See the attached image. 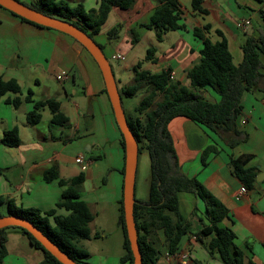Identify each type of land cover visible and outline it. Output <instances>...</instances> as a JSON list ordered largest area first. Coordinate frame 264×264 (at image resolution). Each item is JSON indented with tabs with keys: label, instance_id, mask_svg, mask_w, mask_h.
Listing matches in <instances>:
<instances>
[{
	"label": "crops",
	"instance_id": "1",
	"mask_svg": "<svg viewBox=\"0 0 264 264\" xmlns=\"http://www.w3.org/2000/svg\"><path fill=\"white\" fill-rule=\"evenodd\" d=\"M18 1L29 5L37 0ZM63 1L70 7L81 5L87 12L97 9L99 0ZM176 1L182 11L185 29L165 33L161 42H157L154 33L144 27L158 0H135L125 10L112 8L93 40L103 51L104 47L98 39L104 34L109 35L112 30L115 31L113 37H117L115 27L121 28L124 39L131 43L138 41L136 30L145 36L150 31L154 39V63L143 58L142 62H137L140 63L139 70L159 73L170 69L172 81L189 87L186 73L200 61V40L193 36L194 28L209 26L210 30L205 36L212 42L218 40L215 30L222 32L234 65L242 60L241 45L246 38L258 37L264 33V25L260 20L256 31L246 34L251 25V17L257 14L259 16L261 10L264 12V0H202V8L207 14L193 11L191 0ZM241 21L249 22L246 29L237 26ZM107 24L110 26L108 31L105 30ZM240 32L245 34L243 40L239 39ZM112 56L113 53L110 57ZM262 75V91L244 92L241 95L236 126L245 135V140L235 147L229 148L217 135L185 117H175L167 124L181 173L200 182L227 209V216L218 226L233 233V243L243 253V264H264V74ZM0 77L5 81L14 80L21 91L19 95L8 93L0 99V138L4 131L16 127L20 140L15 148L0 146V197L11 199L16 206L22 208L41 211L55 209V214L67 215L63 209L56 208L61 187L57 181L45 182L44 171L55 165L60 179H71L83 173L84 181L80 186L79 197L93 215L89 224L90 234L101 214H107L112 230L114 231L115 223V227L120 230L123 249V236L118 225V202L122 196L124 150L120 146L119 130L108 97L103 93V78L92 57L72 37L54 29L26 24L7 10L0 9ZM125 85L128 84L116 83L118 89ZM28 91L31 92L33 101H57L60 111L68 119L67 126L51 124V114L47 108L40 111V121L37 124L28 125L26 114L33 106L24 100ZM16 96L21 99V103L15 109L6 100ZM203 97L210 102L217 100V96L210 90L204 91ZM132 110L129 116H133ZM209 143L216 144L218 153L211 155L203 166L200 162L201 152ZM84 147L87 148L85 151L88 156L82 152ZM139 154L135 170L134 199L135 202H144L149 191V159L142 149L141 154L146 156L142 158L139 174ZM79 155L85 160V170L75 162ZM243 155L252 156L246 167L258 170L256 177L259 175V181L255 178L253 187L237 196L242 185L230 172L228 160L230 157ZM101 165L103 170L94 175L92 166L99 170ZM177 201L181 217L190 222L191 231L181 237L177 252L186 254V258L182 260L167 256L163 236L161 232H157L155 243L160 254L156 264H223L216 254H210L205 247L210 236L198 237L201 227L209 222L201 209L193 211L197 205L194 195L177 193ZM3 206L6 208V205ZM105 227L100 223L97 228L105 232ZM5 237L6 255L2 264H39L42 261L43 254L34 249L19 230L7 229ZM81 242L79 245L84 249ZM99 253L101 256L95 264H124L120 262L124 250L117 257ZM86 263L93 264L90 263V255Z\"/></svg>",
	"mask_w": 264,
	"mask_h": 264
},
{
	"label": "trees",
	"instance_id": "2",
	"mask_svg": "<svg viewBox=\"0 0 264 264\" xmlns=\"http://www.w3.org/2000/svg\"><path fill=\"white\" fill-rule=\"evenodd\" d=\"M134 2L135 0H99L97 9L87 12L81 5L70 7L63 0H37L27 6L44 15L69 22L93 38L99 33L112 8L125 10ZM191 8L198 13L207 14V11L202 8V0H191ZM0 9L4 8L0 6ZM8 12L26 24L46 28ZM259 18L264 25L262 10L259 12ZM144 27L154 33L157 42H161L163 35L167 32L184 30L182 11L178 2L158 0L149 22ZM209 30L210 27L207 25L192 30L193 36L200 40V61L186 73L189 87L169 79L170 69L151 73L147 70H139L140 63H137L132 67V82L118 89L121 103L122 97H133L142 89L145 90L132 110L133 116L124 113L127 124L137 141L138 154L143 149L149 159L148 198L144 202H135L133 205V219L142 264H156L158 260L160 250L155 243L157 232H161L163 236L167 254L174 255L178 252L181 237L191 231L190 222L184 220L178 211L177 193L193 194L197 200L193 211L201 209L208 220L209 224L202 226L198 233L199 238L210 236L205 243L208 252L216 254L223 264H243V253L233 243V233L227 228L218 226V223L227 216V209L200 182L181 173L171 137L167 131V124L171 119L185 117L217 135L229 148L245 140L243 132L237 130L236 119L240 112L241 95L244 92L262 91L260 86L263 83V75L260 56L264 57V33L258 37L246 38L241 45L242 60L238 65H234L227 40L222 32L215 30L218 40L212 42L205 36ZM154 52L153 47L148 48L144 60L154 63ZM206 90H210L217 96V100L214 102L206 100L203 97V92ZM20 92V87L14 80L5 81L0 77V99L5 94L19 95ZM103 93L106 95L105 89ZM159 96L161 100L156 101ZM24 100L33 104L32 110L26 114L28 125L37 124L40 121V111L47 108L51 114V124L67 126L68 119L60 111L57 101L53 99L33 101L30 91L27 92ZM6 103L16 109L21 99L16 96L11 100L7 99ZM119 136L120 146L124 149L120 132ZM19 143L16 127L4 131L0 138V146L6 148H15ZM217 153L216 144L209 143L201 152V164L206 165L208 158ZM251 158L250 155H243L236 158L230 157L228 160L230 172L246 189L253 187L258 172L254 167H246ZM121 173L123 174V169ZM43 179L45 182L57 181L62 190L56 208L63 209L67 215H57L55 209L41 211L36 208H22L16 206L13 200L3 197H0V206L6 205L8 214L32 222L43 235L76 263L87 264L89 254L80 247L79 242L90 238L89 224L93 220V215L87 204L79 197L80 186L84 181L83 173L71 179H60L57 167L53 165L44 171ZM118 204V225L123 236L124 250L120 262L133 264L124 225L122 196ZM10 228L19 230L26 236L31 246L43 254L39 264H61L28 232L19 227L0 229V264L3 263L6 255L5 231Z\"/></svg>",
	"mask_w": 264,
	"mask_h": 264
},
{
	"label": "water",
	"instance_id": "3",
	"mask_svg": "<svg viewBox=\"0 0 264 264\" xmlns=\"http://www.w3.org/2000/svg\"><path fill=\"white\" fill-rule=\"evenodd\" d=\"M0 6L30 22L46 28L57 30L72 37L89 53V55L98 66L103 78L104 88L112 109L115 123L124 143L122 208L126 236L133 257V264H142L141 253L137 241V231L133 219V205L135 204L134 183L138 156V144L127 124L126 116L121 104V97L116 86L114 75L112 73L110 64L103 54L102 49L96 44L93 38L89 37L86 33L82 32L71 23L62 21L55 17L44 15L19 2L18 0H0ZM256 181H259V175L256 177ZM7 227H19L24 229L61 264H78L70 257H68L65 253H63L29 220L11 214L1 216L0 229Z\"/></svg>",
	"mask_w": 264,
	"mask_h": 264
},
{
	"label": "rangeland",
	"instance_id": "4",
	"mask_svg": "<svg viewBox=\"0 0 264 264\" xmlns=\"http://www.w3.org/2000/svg\"><path fill=\"white\" fill-rule=\"evenodd\" d=\"M260 24V18L257 15H254L251 17V25L248 27V30L246 34H253L254 31H256V28ZM110 29V26L107 24L105 27V30L108 31ZM116 29L117 37H113L114 34L112 30L110 35H105L103 37H99L98 41L99 43H102L104 50L103 54L106 57L108 63L111 66L112 73L114 75V79L116 80L117 85L121 84H130L133 77V70L132 67L137 62H142V59L146 55V50L150 47H153L152 44L154 42L153 39V33L150 31H147L148 35L145 36V34L142 35V33L139 30L138 31V41L137 43H131L128 39H124V31H121V28L115 27ZM143 32V31H142ZM245 38V34L239 33V39L243 40ZM102 41V42H101ZM113 53L120 54L123 57V61H116L111 59L110 55ZM260 60L262 62V69L261 73L264 74V57L260 56ZM145 90L142 89L140 92H138L133 97H122V107L126 113V115H129L130 110H132L133 107H135L141 96L145 93ZM161 96L157 97L156 101H160ZM87 148H83L82 152L85 153L86 156H88V152L85 151ZM96 153V152H94ZM142 153V151H141ZM139 154V174L141 172L142 168V158L143 156ZM85 161V160H84ZM87 168V165H85L84 170ZM103 170V165L100 166L99 170H96L94 166H92V172L94 175H98L97 172H101ZM7 210L6 208L1 205L0 206V217L6 216ZM104 224L105 232L98 230V224ZM116 223L114 225V231L112 230L111 222L108 221L107 214L102 215L99 219L96 220L93 227L91 228V234L88 241H80L81 246L84 247V249L87 250V252L90 255V263L95 264L96 260L100 258L101 254L99 252L108 253L109 255H112L114 257H117L122 254L123 249L121 248V233L118 227H115Z\"/></svg>",
	"mask_w": 264,
	"mask_h": 264
},
{
	"label": "built area",
	"instance_id": "5",
	"mask_svg": "<svg viewBox=\"0 0 264 264\" xmlns=\"http://www.w3.org/2000/svg\"><path fill=\"white\" fill-rule=\"evenodd\" d=\"M249 22L247 21H241L237 24V26L241 29H246V27L248 26ZM113 60H116V61H123V57L120 55V54H115L112 56ZM169 79H172V74L170 73L169 75ZM244 123V121L242 122ZM75 162L77 164H79L81 166V169L84 170V167H85V163H84V160H83V157L81 155H79L76 159H75ZM244 193H246V188L244 186H241L239 188V191H238V194L237 196H241L243 195ZM167 256H171L172 258H180L182 260H184L186 258V254H174V255H168Z\"/></svg>",
	"mask_w": 264,
	"mask_h": 264
}]
</instances>
